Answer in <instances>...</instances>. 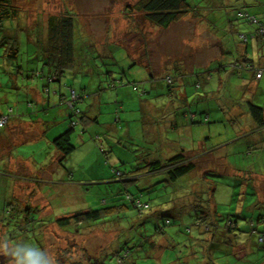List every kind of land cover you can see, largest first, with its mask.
<instances>
[{
    "label": "rangeland",
    "instance_id": "rangeland-1",
    "mask_svg": "<svg viewBox=\"0 0 264 264\" xmlns=\"http://www.w3.org/2000/svg\"><path fill=\"white\" fill-rule=\"evenodd\" d=\"M11 1L19 8L18 15L13 20L5 22V29L0 30V36L14 34L19 42L18 51L15 58L5 59L4 46L0 45V74L5 71V60L13 62L14 68L20 67L26 73V77H30L31 70L34 69L44 70L45 74L49 59L45 55L44 41L38 36L40 32H44L43 25L46 24V17L50 13L68 12L74 15L77 30V33L75 31L77 66L75 70L64 74L62 102L66 109L56 107L49 112L36 111V102L28 89L31 85L29 78H25L24 82L19 78L12 89L13 94L11 90L0 94L3 104L6 96L13 108L18 102L17 114L28 113L25 120L33 122L34 125L37 124L38 115L43 119H50L54 117L53 113H60L61 119L64 111L67 115L65 121L69 125L70 120L77 119L76 115L72 114L74 109L81 106L84 110L87 105L92 104L93 96L89 92L99 84L101 73L111 69L114 71L113 78L116 76L126 78H123L122 90L128 97L126 102L128 107L122 108L114 101L111 103L113 106L99 105L96 108L90 106L93 115L98 118L95 128L102 131L106 137L104 139H101V136H98V139L83 137L81 141L79 139L81 126L78 123L74 126V135L70 140L75 149L65 162L74 170L72 176L74 185L79 187L78 190L85 191H82L83 200L77 204L66 202L72 200L70 194L74 190L60 187L62 185L57 184L56 177H50L52 183L43 181L44 179L40 178L41 174L36 176L38 173L36 169L44 167L45 164L38 165L34 171L25 168L26 161H23L32 157L48 165L49 152L46 149L48 144L45 136L38 139L37 136L30 138L19 135L12 156L8 161L0 159V244L7 242L9 247L28 244L42 249L41 244L44 241L46 251L54 255L57 246L60 245L64 249L69 243L78 242L88 252L97 255L98 261L104 264H247L232 256L233 252H230L232 247L225 244L227 242L224 241V236L211 234L216 228L211 230L209 227L200 226L202 230H193L196 231L193 239L188 238L185 229L188 228L187 224L194 223L193 207L198 204L200 206L197 207L203 206L205 212L210 208L211 219L219 228L225 225L227 219H232L239 225L234 230L227 231L226 235L231 238L229 241H240L239 237L245 235L254 241V236L248 229L250 222L260 214L262 222L255 224L264 230V204L260 206L258 203L264 202V153H249L242 161V155L237 153L250 142L248 137L240 136H249L253 133L247 115L246 100H250L254 94L261 93L262 95H256L253 101L264 106V72L262 78L256 75L257 72L262 73L261 66H264V28H260V22L257 23L256 20L247 21V26L239 27L245 18L235 17L236 9H242L243 5H247L245 9L264 24V0H187L193 5H198L197 14L190 13L166 28L156 26L145 18L144 13L137 7L139 0ZM234 19L235 21H232ZM230 21L231 24H236L235 27L231 25L234 28L229 26ZM243 34L245 37L248 35L247 42ZM247 44L249 58L254 64L253 73L241 64L243 59L241 55L238 56L239 53L244 54L243 48ZM120 46L135 63L129 62L128 69L121 66L123 64L116 66L112 62V57L117 59L122 56ZM224 53L231 55L236 61L239 58L240 64L235 62L229 69L220 70L218 63L226 57ZM260 61L263 62L258 67ZM234 66L235 70L237 69L235 72L232 69ZM178 68L183 73H180ZM193 68L195 69L192 73ZM135 69H148L154 73L151 78L148 74L141 77ZM206 69H210L208 73L211 76L203 72ZM130 70H135V73H130ZM243 70L246 73L241 76ZM200 71L201 73L196 74ZM167 74L171 77L166 80ZM204 77L207 78L204 80ZM43 78L41 74L37 80L44 83L46 81ZM141 78L148 80L143 81ZM132 81L138 85V91L133 89ZM166 81L174 86V97L177 100L183 88L193 93L194 100L189 99L188 105L178 107L175 111L180 121L183 122L187 106L191 107L194 113L198 110L204 112L203 115L208 114V117L204 118L206 125L196 126L197 123L190 125L193 128L189 134L186 133L188 127H179L181 130L178 136L181 134L182 136L178 138V142L188 146L196 144L199 149L198 152L191 150L184 152L191 156L196 166L190 174L172 183L160 182L162 175L157 174L143 175L136 180L123 182L121 180L124 177L112 175L113 164L119 165L121 171L128 169L121 164L125 156L130 163L140 164L139 159L146 155L147 148L151 150L156 148L159 143L156 140H166L172 133L167 126L169 120L167 113L162 114L163 111L155 110V107L158 108V105L165 102L160 93L163 87H166ZM206 81L208 82L205 83ZM9 85L13 87V80ZM69 87L75 90L73 94ZM82 87L85 88L84 91H80ZM118 87L116 84L114 88L105 89L103 96L107 92L118 91ZM143 89L146 90V94L140 93ZM206 91H210V94H205ZM84 92L86 93L84 98L74 97ZM142 97H145L144 101H141ZM31 102L33 106L28 105ZM69 102L73 106H70ZM182 103L185 104L184 98ZM125 120L129 127L126 126ZM113 121H116L120 128V134L115 128L108 127ZM154 127L156 135L151 131ZM126 128L136 137L127 138L124 135ZM112 133L117 134L114 137ZM255 136L256 140L253 143L259 141L262 133L254 132L252 138ZM191 138L195 143H192ZM242 138L244 139L241 140ZM200 140L205 142L203 149ZM118 141L123 145L119 146ZM240 143H244L243 146ZM173 145L175 144L170 141L163 142L162 148L170 152ZM91 147L101 156L99 162L93 156L84 158L87 156L84 154L88 153ZM113 147L114 153L107 159V151ZM159 152H157L159 156H164L161 151ZM9 160H17L23 164L18 168H11L8 165ZM79 163L82 166H79ZM236 164H240L239 170L235 169ZM204 171L211 172L210 179L207 177V182L201 180L200 185L199 179L204 177ZM254 172H257V175H254ZM251 174L253 185L250 183ZM41 177L43 178V174ZM107 177L108 180L113 177L116 182L106 184ZM211 187L214 189L209 194ZM111 189L122 195L111 198ZM190 190L198 191L195 198L200 202L194 200V194ZM127 194L139 196L141 202H147L149 206L142 208L137 206L136 201L132 204ZM210 195L212 200H208ZM117 198L120 200L110 201ZM102 199L107 202H102ZM118 204L124 206L123 211L111 215L113 219H110L109 215L104 217L101 220L106 221L104 223L98 225L94 223L91 234L84 232L85 229L79 235L73 233V230H61L55 223L56 217L66 215L74 209L88 207L95 209ZM212 210L217 213L216 220L213 219ZM26 212L28 214H25ZM189 227L193 228L194 225ZM97 231L101 234H96ZM4 232L6 234H3ZM109 232L113 235L111 236ZM75 234L77 238L74 237ZM201 235L204 241L199 240ZM3 236L5 238H2ZM209 236L219 240L214 242L206 240ZM111 239L113 240L110 243ZM108 243L111 246L107 248ZM240 248L242 246L238 247ZM256 248L257 244L251 246L252 250ZM116 250L121 258L114 254ZM73 254V258H78L79 253ZM263 255L264 252H259V255L250 253L246 258L251 263L258 261L259 264H264ZM5 257L11 258L2 255L0 259ZM96 258L93 257L92 260Z\"/></svg>",
    "mask_w": 264,
    "mask_h": 264
},
{
    "label": "trees",
    "instance_id": "trees-1",
    "mask_svg": "<svg viewBox=\"0 0 264 264\" xmlns=\"http://www.w3.org/2000/svg\"><path fill=\"white\" fill-rule=\"evenodd\" d=\"M137 7L139 8L140 11H142L144 13L145 18L149 22H151L152 24H154L156 26L166 28L170 24L180 21L181 19H183L185 16H187L190 13L193 15L197 14L198 5L197 6L193 5L187 0H139L137 2ZM242 7H244V8L238 9V10L236 9L237 12H236L235 17H240V18L244 17L245 18L244 22L239 24V27H243V25L247 26V21L254 22L253 20H256L257 23H258V21L260 22L259 27L264 28V24L262 23V21L258 20L255 15L250 14L245 9V7H247V5H243ZM18 9L19 8L17 6H15L11 0H0V30L4 31L6 20L13 19L18 15ZM48 15L49 16L46 17V22H45L46 23L45 25L47 27L46 49H47V51L49 50L51 53V58H50V61L48 64H49L51 69L53 68V73L46 74L45 80L48 79V82L64 85L63 80H64L65 72L70 71V70L71 71L75 70L76 66H77L76 65L77 54L75 52V49H76L75 48V44H76L75 43V31L77 33V30H75V26H76L75 18H74L73 14L68 13V12L66 14H64V13L63 14H61V13L51 14L50 13ZM232 21H235V19ZM232 21L229 22V26L231 27V25H232L235 27L236 24H234V23L231 24ZM234 27H231V28H234ZM231 28H229V30ZM260 28L257 29V31H259V34H260ZM236 29L238 30V28H236ZM40 33H39V35H40ZM247 36H248L247 34H246V37L243 34V37L246 38L245 42L248 41ZM38 38H39V36H38ZM18 44H19L18 39L15 38L14 36H12V37H9L6 35L0 36V45L4 46V52L6 55L5 57L15 58L17 55V51H18ZM120 48L123 51L122 56L117 58V59L112 57L113 58L112 62L116 66L123 64L121 66L128 69L127 64L129 62H131L132 60H130L128 58V56L126 55L125 49L122 48V46H120ZM247 48H248V44L245 45L243 48L244 54L239 53L238 56L241 55L244 58V60L247 62V64L245 65V68L252 71L254 64L252 63L251 59L249 58ZM259 48H261V45ZM225 54L227 55V53H225ZM229 56L231 57V55H229ZM231 59H232V63L236 62L235 58L231 57ZM228 63H229V61H227V60H225L223 62L219 61V63H218L219 67L218 68L220 70H224L225 68H227ZM131 64H135V63L132 61ZM262 67H264V66H262ZM262 67H261V69L264 70V68H262ZM18 69L20 70L21 68L19 67ZM175 69H177V68H175ZM194 69L195 68L192 69V73H193ZM227 69H229V68H227ZM107 70L110 72H107V71L103 72V74L106 76L107 75L109 76V73H114V71L111 69H107ZM135 70H137V69H135ZM135 70H130V73H135ZM236 70H234V72ZM263 70H262V72H263ZM178 71L180 73H183L180 68H178ZM209 71H210V69H206L203 72H205V74L207 76H211L208 73ZM40 72H41V70H40ZM42 72H43V70H42ZM153 73L154 72H152V74ZM198 73H201V71L196 72V74H198ZM147 74L149 76L148 72H147ZM261 74L262 73L257 72L256 75L261 76ZM241 75H243V73ZM170 77L171 76L169 74H167L166 80H167V78H170ZM206 78L207 77H204V80ZM211 78L212 77H210V79ZM122 82H123V80H122ZM207 82L208 81H206L205 83H207ZM132 83L134 84L133 89H136L138 91V85H136L134 81H132ZM109 87L110 88L116 87L115 80L112 82H109ZM165 88H166L167 92L172 90V92L174 93V89H172V88H174V86L167 83V81H166V87ZM69 89L72 91V94L75 92V90L73 88L69 87ZM84 89L85 88L82 87V88H80V91H84ZM180 91H181L180 93L184 94L182 96V98H184V101L186 104L189 102V99L194 100L192 98L193 93H190L187 89L183 88ZM210 91H206L205 94H208V93L210 94ZM140 93L146 94V90L143 89L142 91H140ZM60 95L61 94L59 93V96ZM62 96L63 95H61V97ZM84 96H85L84 94L83 95L79 94L77 96L74 95L75 98H84ZM253 100L254 99L248 100V102H246V104H245L247 107L248 114H249L251 120L253 121V123L255 124L256 127L263 128L264 127V106L255 103ZM69 105L73 106L72 103H69ZM187 107H188V109L184 110V112L186 113L185 115H188L189 118L193 119L191 121H194L197 118L194 121V123H201V124L206 123V122H204V118L206 116L208 117L207 113L205 115H203L204 112H202V111L199 112L198 110H196L195 111L196 113H194V111H193V109H191V107H189V106H187ZM72 114H75L77 119L76 120H70L68 128L66 129V131L62 132L61 134H59L57 137H55L53 139V144L57 147V150L60 153V157H59L60 163L62 162L64 157H66L69 153H71L73 151V149L75 148V145L70 140V138H71L70 135H71L72 131L74 130V126L76 125V123L81 124V126L84 128L88 124H91L90 118L86 114H84V112L80 109V107L74 109V112ZM69 117L71 118V116H69ZM84 128H81V129L83 130ZM98 136H100V135H98V134L95 135L94 136L95 139H98ZM133 137L135 138L136 136H133L130 134L129 139H133ZM104 138L105 137L101 136V139H104ZM257 142L258 143L245 145L244 148H242L241 152H237L238 154L242 155L241 161L244 160L246 158V155L249 153H251V154L258 153V152L264 153L263 152L264 148H262V144L260 143V141H257ZM153 150L154 149L151 150V149L147 148V152L145 153L146 155H142L143 159H141V157L139 159V160H141L140 164L138 162L135 164L130 163L128 160H126L127 158L125 156L123 158V162L121 164L124 166H127L128 169H123V171H121L119 165H116V166L113 165L112 175L113 174L120 175V176L124 177V179L121 181L130 182V181L136 180L137 176L142 174V173L154 174L155 172H161L164 177L162 180H159V181L172 183V182L176 181L177 179L183 177L184 175H187V173L192 171L196 166V163L193 159H191V156L184 154L183 151H178L169 157L161 158L158 154H157V156H153V155L150 156L152 154ZM110 152H113V151L112 150L107 151V156H106L107 159H108V155L110 154ZM239 167H240V164L239 165L236 164L235 169L239 170ZM210 173L211 172H209V171H204L203 172L204 177H201V179H199V182L201 180H202V182H207L208 178L210 179ZM111 178H113V177H111ZM156 184H157V182L155 183V185ZM200 185H201V182H200ZM211 185L214 186L213 184H211ZM213 189H214V187H211L210 192H208V191L207 192L209 194H211ZM190 191L192 192V194H194V200H196L195 195L198 191H195V192L193 190H190ZM121 195L122 194H120L119 192H112L111 198H113L115 196L119 197ZM126 196L132 204H134V199H140L139 196L133 197V195H131V194H127ZM119 200H120V198H117L115 200L111 199V202H116ZM208 200H212L211 195H210ZM196 201L200 202V200H196ZM145 203L147 204V202H145ZM147 206H149V205L147 204ZM197 206H200V205L196 204L193 207L194 208V212H193L194 213V219H193L194 223L191 222V223L186 225V227H188L185 229L186 235H190L191 233H196V231H193L195 229L197 231L202 230V228L200 226L209 227L211 230H214L216 228L215 231H217V232H219V231H222V232L223 231H226V232L231 231V230H234V228H237L239 226V225H237V223L235 221H232V219H227L225 225H223L222 228H219L217 225L214 224L215 221H212V219H211V215L209 214L210 208H208V210L205 212L203 206H201V207H197ZM134 207L137 208V206H135V205H134ZM123 209H124V206L122 204H118L115 206H108V207H99V208H95V209L90 208L87 210H81L79 212L76 211L75 213H72V214L67 215V216L58 217V218H56L55 223H56L57 227H66V226H69L70 224L77 225L80 222H85L86 224L91 223V226L93 227L94 223H95L94 225L104 223L106 221H101L104 217H106L108 215L110 217L111 215L118 214L119 212L123 211ZM212 212H214V210H212ZM215 214H217V213L214 212V217H213L214 220H216ZM254 221L250 222V228L248 230H249V233L251 235H253V236L255 235V237H256L255 241L257 242L259 249L254 250V253H257L259 255V252H264V249H261V247H264V230L257 227L255 223H261L262 222V215L261 214L258 215V217L254 219ZM229 222H231V224H229ZM167 223L169 224L170 221ZM189 225H194V227L193 228L189 227ZM85 226L86 225H84V226L80 225L79 231L84 229ZM215 231L213 233H215ZM72 246L73 245L69 244V247L71 248V250H72ZM79 250H80V254L83 257L82 260H84L85 263H83L81 261V262H70L69 264H104V263H101L100 261H98V258H96L97 255L94 256L92 254H89V252L87 251L86 248H84V247L81 249L79 248ZM68 251H70V250H68ZM114 254L117 257L121 258L118 255L117 250L114 252ZM93 257H95L96 260L93 261L92 260ZM237 260H239V259H237ZM255 263L259 264L258 261H255ZM59 264H64V263L61 262Z\"/></svg>",
    "mask_w": 264,
    "mask_h": 264
},
{
    "label": "crops",
    "instance_id": "crops-1",
    "mask_svg": "<svg viewBox=\"0 0 264 264\" xmlns=\"http://www.w3.org/2000/svg\"><path fill=\"white\" fill-rule=\"evenodd\" d=\"M13 19H11V20H13ZM6 21H8V20H6ZM16 25H18V24H16ZM43 26L45 27V29H44V32H42L43 34L40 33L39 39H41V38L43 39L45 55H46L47 59H49V61H50L51 53H50L49 50L47 51V49H46V36H47L46 31H47V27H46L45 24ZM12 36H14V34H12L9 37H12ZM241 58L243 59L242 60L243 63H241V64H244V66H245L247 64V62L244 60V58L242 56H241ZM5 59H6V57H5ZM225 60L229 61V63L227 64V68H229V66H231V64H233L232 63V59H231V57L229 55H226V57H223L222 62L225 61ZM262 62L263 61L259 62V66L258 67L261 66ZM236 63L240 64L239 58H237ZM252 63H253V61H252ZM37 66L38 65H36V68H37ZM140 66L142 68H144L142 65H140ZM18 68L19 67L14 68L13 62H11V61L7 62L5 60V71L3 72V74H0V94H2L6 90H11V93L13 94V92H12L13 90L12 89L15 88L16 82L18 81V79L21 78V82H24L25 78H29L31 85L28 86V89H29V92L32 95L33 100L36 102V111H42L43 110L44 112H49V110L52 109V108H56V107H60L61 108L62 107V110H63V107L65 108V106L63 105V102H62V97L63 96L61 97V95L63 94V91H64V86L61 85V84H55V83L48 82V79L45 80L46 74L53 73V68L51 69L50 66H48L47 71H45V74L43 73L44 70H43V72L42 71L40 72V70H38V69L31 70L32 74H31L30 77H26V73L22 69L19 70ZM235 68L236 67L234 66L232 69L235 70ZM262 68H264V67H262ZM249 71H251V70H249ZM107 72H110V71L107 70ZM147 72L149 73V78H151V76L153 74L148 69L136 70V73L139 76H141V77L144 76V74H147ZM263 72H264V70H263ZM263 72H262V74H261V76L259 78H262ZM236 73H238V72H236ZM242 73L244 74V73H246V71L243 70ZM251 73H253V70L251 71ZM41 74H42V76H44L43 79L46 81L44 83H43V81L41 82L40 80H37V77L39 75H41ZM107 76L104 75L103 72H102L101 73V78L99 80V84L97 85V87L95 89H93L92 91L89 92V94H91L93 96L92 104L87 105V107L84 110H83V107L79 106L80 109L84 112V114H86L90 118V122H91V124H88L85 128L82 127L81 124H79L81 126V128H84L83 130L81 129V132H80L81 135H79V139L81 141H83V137L95 138L94 136L97 135V134L100 135V136L105 137L102 134V131H100L99 129L95 128V125L98 124V122H97L98 118H97V116L93 115L94 114L93 111H92L93 109H91L92 107H90V106H93V107L95 106L94 108H96V106H99V105L113 106L111 104L113 101L116 104H119L121 107L127 106L126 102L128 100V97L124 94V92L122 90V86H123L122 80L125 77L120 78V77L116 76V77L113 78L112 77L113 73H109V76L108 77ZM141 79L143 81H147L148 80L146 78H141ZM12 80H13V84H14L13 87L9 85V83ZM114 80H115L116 84L119 85L118 91L116 90L115 92H112V91L111 92H107V93H105V96H103V91H106L105 89L109 90V88H110L109 87V82H112ZM104 81H105V83H103ZM41 84H43V85H42L41 90H40V85ZM32 87H34V88L32 89ZM168 92L166 91L165 87H163V90L160 93V95L165 98V102L162 103V105H158V108L155 107V110L156 111H158V110L163 111L162 114L167 113L168 118H169L167 126L169 127V131H171L172 133L170 134V136L168 138H166V140H162V141L161 140H156V142H159L158 146L156 148H154V150H153V152H152V154L150 156H152V155L153 156H157V152H159V151H161V154L164 155V156L161 155L160 156L161 158L169 157V156L173 155L174 153H176L178 151L189 152L191 150V152H195V151L198 152L199 149H198L196 144H194V145L191 144L190 146H188L186 144H181L180 142H178V138H180L182 136V134L178 136V133L181 130V129H179V127L180 126L188 127L187 130H186V133L189 134V133H191V130L193 128V126H190V125H194L193 123H194L195 120L191 121L193 119L189 118L188 115H185L186 114L185 112H184L185 114L183 115L184 116L183 122L180 121L176 117L175 111L178 110V107H184V105L185 106L187 105L186 103L185 104L182 103V101H183L182 96L184 94L180 93V97L177 100V98L174 97V93L172 92V90H170ZM59 93L61 94L60 96H59ZM85 94L86 93L84 92V95ZM82 95H83V93H82ZM256 95H262V94L261 93L260 94H254V95H252V98H250V100L254 99V97ZM110 96H115L116 98L113 99ZM167 96H171V97L168 98ZM16 98H17V96H16ZM144 98L145 97H142L141 101H144ZM9 102H10V99L7 96L5 98V104H3L1 102V100H0V116L8 115V119L5 122V124L3 126H0V159H7V161H8V159L12 156L13 151H14L16 145H17V141H18L19 135H21V136H30V138H33L34 136H37L38 139L39 138L41 139L43 136H45L47 144H48V147L46 149H48V152H49L48 165L46 163H41L39 160H36L35 158L32 157V158H29L28 160H24L23 161V162L26 161L25 168L28 169V170H33L34 171V169H36L35 167H38V165L41 166V165L45 164L44 167H41L40 169H36V172H38V173H36V176L38 177L37 174H41V175L43 174V178L41 177V175H40V178L44 179L43 181L47 180L49 182H52V179L50 177H56L57 184L58 185H62L60 187L68 188V190H74L73 193L70 194L71 197H72V200L71 201H66V202H69L71 204H77L78 201H82L83 200L82 194L85 191L84 190H78L79 187H76L74 185V182L72 181L73 180L72 176H73L74 170H72L71 166H69L67 164L68 162H65L68 159L67 157L71 156V153H69L66 157H64V159L60 163L59 162L60 153L57 150V147L53 144V139L55 137H57L59 134H61L62 132L66 131V129L68 128L67 122L65 121V116L67 117V115H65L64 111H63V115H62L61 119H59L60 113L59 114L53 113L54 117L50 118V119H43L41 116L38 115L37 119H36L37 124L34 125L33 122L29 123L27 120H25V118L28 117V116H26L28 113L27 114H25V113L17 114L18 108H19L18 102H16L14 108H13L12 105L9 104ZM246 102H248V100H246ZM28 105H29V103H28ZM30 105L33 106V103L31 102ZM15 110H17V111H15ZM133 110H135V109H133ZM67 113H68V110H67ZM43 114H45V113H43ZM247 115L249 116L248 112H247ZM163 117H165V116H163ZM249 119L251 121L250 127H253V129H252L253 133L254 132L262 133V137H259V141L262 144V148H264V139H263L264 138V127L263 128L256 127L255 124L253 123V121L251 120L250 116H249ZM125 123H126V120H125ZM21 125H23V126L21 127ZM108 125H109L108 127L115 128L117 130V133L120 134L121 131H119L120 128L116 124V121H113L112 123H109ZM200 125H206V124H204V123H202V124L201 123H197L196 124V126H200ZM126 126L129 127V124L126 123ZM73 131H72V133L70 135L71 137L74 135ZM151 131H152V134L156 135L155 134L156 127H154L153 130H151ZM78 133H79V131H78ZM117 133H112V134H114V137H115ZM82 134H86V135H82ZM252 134H250L249 136H240V137H248L249 141H250L249 144H253V141L256 140V136L253 139L252 138ZM124 135L127 136L128 138H130V132H129V130L127 128L124 131ZM206 138H209V137H206ZM74 139H76V136L74 137ZM243 139L244 138H242L241 140H243ZM191 140H192V143H193L194 142L193 138H191ZM109 141H111V140H109ZM169 141L173 142L175 144L171 148L170 152L168 150H166L165 148H162L163 142H169ZM117 143L119 144V146L123 145L122 143H120V141H118ZM200 143H201V148L203 149L205 147V142L203 140H200ZM256 143H258V142H256ZM243 144L240 143L241 146H243ZM223 145H225V144H223ZM114 148L115 147L110 148L109 150H112L114 152ZM203 151H206V150H203ZM113 152H110V154L108 155V159H109V156L111 154H113ZM201 153H202V151H200V154ZM159 154H160V152H159ZM84 155L89 156V157L85 156L84 158H90L91 156H93V158H96L98 162H99L100 157H101L95 150L92 149V147H91V150L88 153L84 154ZM5 156H6V158H5ZM15 161H16V163H15ZM15 161L9 160L8 165L11 166V168H14V167L18 168V167H20L23 164V162H17V160H15ZM80 164L81 163H79V166H82ZM155 174L162 175L161 172H155L154 174L142 173V174L138 175L136 179H138L139 177H141L143 175H155ZM188 174H190V172L187 173V175ZM253 174L257 175V172H254ZM44 175L47 176V177H45ZM65 176H67V177H65ZM31 177H35V176L31 175ZM163 177L164 176L162 175V177L159 180H162ZM250 178H251L250 179V181H251L250 183L253 185V183H252V174H251ZM115 182L116 181H114L113 178H110V180H108V177H107V181H105L106 184H112V183H115ZM82 191H84V192H82ZM112 192H114L113 189H111V191H110V197H112ZM102 202H107V201L102 199ZM258 203H259L260 206H262V204H264V202H258ZM75 208H76V205H75ZM87 209H90V208L88 207V208L78 209V210L74 209L73 211H70L69 213H67L66 215H63V216L70 215L72 213H75L76 211L79 212L81 210H87ZM25 214H28V213L26 212ZM59 217H61V216H59ZM56 218H58V217H56ZM56 218H55V220H56ZM110 219H113V218L110 216ZM80 225H82V226L86 225L84 227V229H85L84 232H86L88 234L92 233L91 223H87L86 224L85 222H80L77 225L70 224L69 226L58 227V228L61 229V230H65V231H72L73 230V233L76 232V234L79 235L82 232V230H83V229L82 230L80 229L81 231H79ZM43 228H44V226L41 229V233H42V236H43L42 239L44 238ZM226 233H227L226 231H223V232L219 231V232H215V233L212 232L211 234H217L219 237L224 236V238H225L224 241L227 242L225 244H229L230 247H232L230 252H233L232 256L235 257L236 260L237 259L243 260V261L247 262V264H256L255 261L251 263V261L246 258V256L248 254L254 253V250L251 249V246H253L254 244H257V242L255 241L256 240L255 235H254V241L249 239L247 235H245L244 237H239V239L241 238L240 241H229L231 238H229L230 236L226 235ZM3 234H6V232H4ZM76 234L74 235L75 238H77ZM96 234H101V233H99L97 231ZM109 234H111V236L113 235L111 232H109ZM193 235H195V234L191 233L190 235H188V238L193 239L194 238ZM5 236H3L2 238H5ZM74 237H72V239H74ZM227 238H229V239H227ZM208 239L211 242H214V240H217V241L219 240L218 238L211 237V236H209V238H207L206 240H208ZM112 240L113 239L110 240V243H111ZM114 240H115V238H114ZM199 240L204 241L202 235H201V239H199ZM0 242H1V240H0ZM69 244L73 245L72 246L73 250H71V248L69 247ZM69 244L67 246H65L64 249L60 245L57 246L56 251L54 252V255L53 254L50 255L46 251V247H45V244H44V241H43L42 249H40V250L46 252L48 254V256L54 261V264H59L61 262L64 263V264H69L70 262H81V261L83 263H85L84 260H82L83 257L80 254V250H79V248L81 249V248H83V246H81L78 242H72V243H69ZM110 246H111V244H109L107 246V248L110 247ZM240 246H242V248L238 249V247H240ZM258 249H259V247L256 248L255 250H258ZM261 249H264V247H261ZM68 250H70V251H68ZM73 252L79 253L78 258H73L74 257L73 256L74 255ZM89 254H91V253L89 252ZM2 255H3V253L0 252V256H2ZM21 255H23V253H21ZM92 255H95V254H92ZM11 260H12V258H10V259H7L6 257L2 258V259H0V264H11Z\"/></svg>",
    "mask_w": 264,
    "mask_h": 264
},
{
    "label": "clouds",
    "instance_id": "clouds-1",
    "mask_svg": "<svg viewBox=\"0 0 264 264\" xmlns=\"http://www.w3.org/2000/svg\"><path fill=\"white\" fill-rule=\"evenodd\" d=\"M0 252L12 258L11 264H54V261L46 252L28 244H19L9 247V244L4 242L0 244ZM21 253H23V255H21Z\"/></svg>",
    "mask_w": 264,
    "mask_h": 264
},
{
    "label": "built area",
    "instance_id": "built-area-1",
    "mask_svg": "<svg viewBox=\"0 0 264 264\" xmlns=\"http://www.w3.org/2000/svg\"><path fill=\"white\" fill-rule=\"evenodd\" d=\"M7 119H8V115H2V116H0V126H3L5 124V122L7 121ZM135 201H136L137 206H140L142 208L147 207V204L141 202L140 199H134V202Z\"/></svg>",
    "mask_w": 264,
    "mask_h": 264
}]
</instances>
